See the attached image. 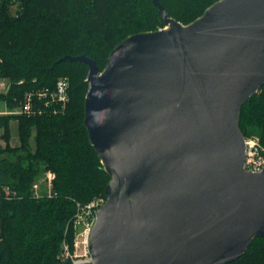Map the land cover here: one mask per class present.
Returning a JSON list of instances; mask_svg holds the SVG:
<instances>
[{
	"label": "water",
	"instance_id": "obj_1",
	"mask_svg": "<svg viewBox=\"0 0 264 264\" xmlns=\"http://www.w3.org/2000/svg\"><path fill=\"white\" fill-rule=\"evenodd\" d=\"M91 58L84 125L110 180L92 264H229L264 238V168L246 169L242 107L264 85V0H219L189 25Z\"/></svg>",
	"mask_w": 264,
	"mask_h": 264
},
{
	"label": "trees",
	"instance_id": "obj_2",
	"mask_svg": "<svg viewBox=\"0 0 264 264\" xmlns=\"http://www.w3.org/2000/svg\"><path fill=\"white\" fill-rule=\"evenodd\" d=\"M170 18L189 25L219 0H159ZM166 27L153 0H0V100L13 110L24 95L70 82L64 114L0 115V264H74L77 203L105 197L110 180L84 125L89 68L66 56L85 55L102 72L113 49L129 36ZM18 123L17 146L11 122ZM240 128L264 147V85L243 107ZM53 172L52 196L37 197L34 183ZM229 264H264V238Z\"/></svg>",
	"mask_w": 264,
	"mask_h": 264
},
{
	"label": "built area",
	"instance_id": "obj_3",
	"mask_svg": "<svg viewBox=\"0 0 264 264\" xmlns=\"http://www.w3.org/2000/svg\"><path fill=\"white\" fill-rule=\"evenodd\" d=\"M1 87L6 88L8 92L10 89V82L7 79H1ZM4 92V93H6ZM70 101V82L68 78H60L57 81V84L54 89H37L33 91H29L24 95V99L21 102L20 106L5 112L6 114L0 115H21V116H42L45 114L48 115H59L64 114L68 108V104ZM253 139H247V159H246V169L250 172H259L264 168V147L259 143L252 144ZM262 156H261V155ZM259 158L258 162L255 160ZM55 175L53 173L48 172L41 180L34 183L33 190L37 197H41L44 193L52 196V188H53V180ZM0 191H3L7 199H11L15 192L11 191L9 187H2ZM78 211L74 217V227L77 228L81 225H89V233L85 242L79 241L80 233L76 231V240L75 247L79 246V244L83 245L85 248L86 254L89 255V260L85 261V263L92 264V257L90 252V236L93 225L96 220V212L94 213L91 209L94 207V203L91 202L87 205H82L81 203H77ZM95 216L92 218L93 220L90 222L92 215ZM65 257L70 256V249L67 245H65ZM74 264H84L83 261L75 260Z\"/></svg>",
	"mask_w": 264,
	"mask_h": 264
},
{
	"label": "rangeland",
	"instance_id": "obj_4",
	"mask_svg": "<svg viewBox=\"0 0 264 264\" xmlns=\"http://www.w3.org/2000/svg\"><path fill=\"white\" fill-rule=\"evenodd\" d=\"M118 46V45H117ZM116 46V47H117ZM115 47V48H116ZM114 48V49H115ZM113 49V50H114ZM107 65V64H106ZM106 67V66H105ZM105 69V68H104ZM104 71V70H103ZM102 71V72H103ZM1 79H0V84H1ZM7 89L6 88H2L1 85H0V93L2 92H6ZM260 91V90H259ZM10 109L8 108L7 104L5 101L3 100H0V114H6L5 112H8ZM11 134H12V138H11V145L12 146H17L19 144V140H18V123L16 120H13L11 122ZM1 134H2V131L0 130V143L2 145H4V142L2 141L1 139ZM247 139H253L252 140V144L254 143H258V141L260 140L258 137H250V138H247ZM264 154V153H263ZM261 155V154H260ZM262 156V155H261ZM257 162L259 160V158H256L255 159ZM50 173H53L51 171H49ZM48 173V172H47ZM46 173V174H47ZM54 174V173H53ZM94 203V207L91 209V211L94 213L95 210H97L98 208H100L103 204H105L106 202V198H103L102 196L98 197V198H95L93 201H91ZM95 216V214L92 215L91 217V220L90 222L94 219L93 217ZM93 218V219H92ZM89 225H81V226H78L76 229L77 232L80 233L79 235V241H83L85 242L87 237H88V233H89ZM76 240V239H75ZM67 258L71 259L72 262L74 263L75 260H80V261H83L84 264H89V263H85V261L89 260V255L86 254V251H85V248H83V245L82 244H79V246L75 247V243H74V251L71 252L70 250V256H66Z\"/></svg>",
	"mask_w": 264,
	"mask_h": 264
},
{
	"label": "crops",
	"instance_id": "obj_5",
	"mask_svg": "<svg viewBox=\"0 0 264 264\" xmlns=\"http://www.w3.org/2000/svg\"><path fill=\"white\" fill-rule=\"evenodd\" d=\"M1 144V143H0Z\"/></svg>",
	"mask_w": 264,
	"mask_h": 264
}]
</instances>
